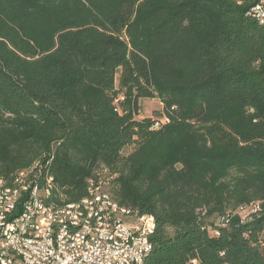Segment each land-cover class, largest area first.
I'll list each match as a JSON object with an SVG mask.
<instances>
[{
  "label": "trees",
  "instance_id": "trees-1",
  "mask_svg": "<svg viewBox=\"0 0 264 264\" xmlns=\"http://www.w3.org/2000/svg\"><path fill=\"white\" fill-rule=\"evenodd\" d=\"M253 6L0 0V177L53 179L57 204L103 177L121 206L155 218L144 264H264V22ZM157 98L165 123L153 129L136 117Z\"/></svg>",
  "mask_w": 264,
  "mask_h": 264
},
{
  "label": "built area",
  "instance_id": "built-area-1",
  "mask_svg": "<svg viewBox=\"0 0 264 264\" xmlns=\"http://www.w3.org/2000/svg\"><path fill=\"white\" fill-rule=\"evenodd\" d=\"M251 11L264 18V0H253ZM165 120L157 123L160 128ZM49 179L48 181H52ZM14 182L19 187H30L27 197H16L15 192L6 190V180L0 177V191L12 193L8 210L0 209V220L13 224V232L6 246L24 255L25 247L38 250V258L45 264H136L137 257L148 256L152 250L148 214H139L121 206L107 190L103 177L90 182V195L82 201L81 216L66 215L63 210H53V201L43 189L44 207H37L35 186L28 176H18ZM75 206V203H63ZM120 209H130V216L117 219ZM78 237V245H66V252L47 253V246L65 245L63 236ZM1 240V239H0ZM0 260H8L1 255ZM191 264H198L197 260Z\"/></svg>",
  "mask_w": 264,
  "mask_h": 264
},
{
  "label": "bare ground",
  "instance_id": "bare-ground-1",
  "mask_svg": "<svg viewBox=\"0 0 264 264\" xmlns=\"http://www.w3.org/2000/svg\"><path fill=\"white\" fill-rule=\"evenodd\" d=\"M256 14V12H255ZM257 18L264 22L262 15H257ZM32 172H22L19 176H28V182H36L35 177L32 178ZM47 182V181H46ZM52 181H48L46 185L35 186V197L37 207H44V197L43 189L48 191V197L53 200L52 194ZM6 190L10 192H15L16 197H27L30 194V187H19V182H13L11 184L6 183ZM7 191H0V209L8 210L9 200H12V193H6ZM54 191V190H53ZM57 200V199H55ZM58 202V201H57ZM56 201H53V210H63V213L66 215L81 216L82 201L75 203V206H63V203L57 204ZM117 219H124V216H130V209H120V212H117ZM149 233H154L156 229L155 218L149 216ZM13 232V224H5L4 221L0 220V248L1 255L7 257L9 261L0 260V264H45L44 259H38L35 261L33 258H38V250L32 247H25L24 255L21 251H15L13 248L6 246V241L10 240V236ZM63 243L65 245H51L47 246V253L57 254L60 252H66V245H78V237L74 235H65L63 236ZM147 256L137 257L136 264H144Z\"/></svg>",
  "mask_w": 264,
  "mask_h": 264
},
{
  "label": "rangeland",
  "instance_id": "rangeland-1",
  "mask_svg": "<svg viewBox=\"0 0 264 264\" xmlns=\"http://www.w3.org/2000/svg\"><path fill=\"white\" fill-rule=\"evenodd\" d=\"M159 98L156 100H143L140 106V113L136 117L137 120H151L153 127L158 123V115L163 112L164 105ZM154 129V128H153Z\"/></svg>",
  "mask_w": 264,
  "mask_h": 264
}]
</instances>
